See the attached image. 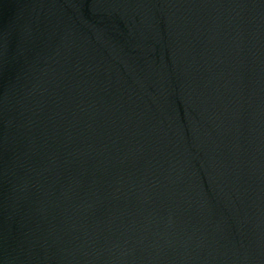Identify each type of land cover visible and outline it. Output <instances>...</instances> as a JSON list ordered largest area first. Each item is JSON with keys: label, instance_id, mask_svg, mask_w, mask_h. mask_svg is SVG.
<instances>
[{"label": "water", "instance_id": "95a60500", "mask_svg": "<svg viewBox=\"0 0 264 264\" xmlns=\"http://www.w3.org/2000/svg\"><path fill=\"white\" fill-rule=\"evenodd\" d=\"M0 264H264V0H0Z\"/></svg>", "mask_w": 264, "mask_h": 264}]
</instances>
